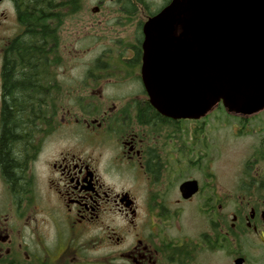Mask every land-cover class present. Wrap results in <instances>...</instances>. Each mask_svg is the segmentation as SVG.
<instances>
[{"label":"flooded vegetation","instance_id":"obj_1","mask_svg":"<svg viewBox=\"0 0 264 264\" xmlns=\"http://www.w3.org/2000/svg\"><path fill=\"white\" fill-rule=\"evenodd\" d=\"M110 1L114 19L135 30L121 40L123 51L91 55L98 63L85 70L77 113L73 58L63 63L59 48L36 70L42 84L29 87L36 92L19 107L13 91L28 86L12 84L11 67L20 63L14 44L24 33L27 0H0V264H198L203 245L234 243L236 226L264 249L261 166L246 170L240 185L250 211L237 208L221 236L172 233V215L200 193L199 183L191 197L181 194L182 182L196 178L180 182L187 165L180 140L187 120L202 119L163 115L144 85V24L171 0L157 10L149 0ZM239 116L242 124L248 119ZM171 184L180 194L174 209ZM212 202L204 205L213 209Z\"/></svg>","mask_w":264,"mask_h":264},{"label":"water","instance_id":"obj_2","mask_svg":"<svg viewBox=\"0 0 264 264\" xmlns=\"http://www.w3.org/2000/svg\"><path fill=\"white\" fill-rule=\"evenodd\" d=\"M144 36L142 77L163 115L200 119L220 102L242 116L264 109V0H171ZM180 190L189 198L199 182Z\"/></svg>","mask_w":264,"mask_h":264},{"label":"rangeland","instance_id":"obj_3","mask_svg":"<svg viewBox=\"0 0 264 264\" xmlns=\"http://www.w3.org/2000/svg\"><path fill=\"white\" fill-rule=\"evenodd\" d=\"M166 2L149 0V9L157 10ZM115 5L110 0H83L81 9L67 15L60 27L58 52L63 54V63H66L67 55L73 58L69 63L77 89L75 99L80 101L75 104L77 113L82 107L85 70L88 64L94 63L92 68H95L98 63L89 61L93 58L91 55L123 51L122 47L126 45L121 40L134 33V23L114 19L115 14L111 11ZM97 6L100 9L94 10ZM105 63L103 65H108ZM247 118L242 124L239 115L216 105L201 121L187 120L180 140L181 147L186 150L187 165L180 182L185 177L198 179L200 193L193 201L183 204L184 210L179 216L172 215V233L178 228L185 230L190 237L199 232L210 235L213 230L219 233L229 228L237 208L246 213L250 211V205L241 204L239 190L248 179H245L246 175L248 177L245 172L249 171L251 175L255 174L253 169L260 166L264 169V109ZM212 196L214 199L211 200ZM178 197V188L171 184L169 201L172 209L178 206L173 204ZM206 202L214 203L213 209L205 206ZM235 232L236 240L231 245L221 242L218 249L203 245L198 264H233L236 252L247 255L245 264H264L260 261L264 252L261 244L247 233L244 226H236Z\"/></svg>","mask_w":264,"mask_h":264},{"label":"trees","instance_id":"obj_4","mask_svg":"<svg viewBox=\"0 0 264 264\" xmlns=\"http://www.w3.org/2000/svg\"><path fill=\"white\" fill-rule=\"evenodd\" d=\"M82 4L83 0H27L26 18L22 22L24 33L16 38L14 44V52L19 55L17 59L21 64L11 67L12 84L28 86L13 91L19 107L22 103L28 104L30 94L36 92L29 87L42 84L36 70L39 67L47 68V63L52 60L50 55L57 52L59 30L64 18L80 10ZM39 63L42 65L39 66ZM218 236H221L220 232Z\"/></svg>","mask_w":264,"mask_h":264}]
</instances>
